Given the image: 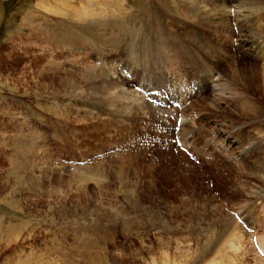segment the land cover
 Listing matches in <instances>:
<instances>
[{"label": "rangeland", "instance_id": "374dc122", "mask_svg": "<svg viewBox=\"0 0 264 264\" xmlns=\"http://www.w3.org/2000/svg\"><path fill=\"white\" fill-rule=\"evenodd\" d=\"M230 9L240 10L241 18L222 26L216 15L211 25L196 16ZM237 26L241 33L236 37ZM210 29H219L228 38L226 45L234 37L240 43L264 29V0H0V264H264L253 242L256 237L264 248V107L253 111L254 106L247 119H237L236 125L245 122L243 130L256 128L252 134H260L257 141L263 147L241 163L242 170L231 172L217 160L197 156V161L183 151L175 152L173 137L163 130L159 131L163 141L152 148L154 157L145 148L133 147L134 140L146 143L147 136L154 134L155 120L172 127L173 108L168 109L170 120L166 113H154L155 120L151 116L129 120V125L152 128H135L111 150L106 148L114 132L126 133V123L119 130L111 127L105 139L93 135L90 142L71 137V131H79L86 122L77 101L89 85L102 79L105 69L115 67L112 62L101 64L104 58L114 60V52L122 55L128 60L124 69L129 73L139 69L138 77L145 82L155 78L153 70L157 74L161 68L169 74L168 66L184 78L179 66L189 64L188 72L194 73L196 66L188 53L195 46L212 52L207 44L191 39V32ZM98 55L102 61L95 63ZM240 58L246 62L245 52ZM233 70L235 81L225 95L243 89ZM186 79L183 82L191 85L193 81ZM255 91L264 96L259 87ZM88 94L95 95L93 88ZM188 94L191 101L196 99L190 108L197 109L192 115L200 123L196 126L204 130L198 129L186 143L190 146L201 135L199 145L191 146L198 151L214 131L216 143L223 139L217 126L203 123L214 118L224 123L222 118L235 110L219 108L210 96ZM118 149L129 152L76 168L59 161L78 153L109 156ZM121 157L126 161L118 163ZM103 164L126 171L101 170ZM244 169L252 173L250 180L241 177ZM239 173L238 185L249 182L246 191L237 189L234 178ZM174 181L181 182L177 191ZM233 211L244 216L253 233ZM228 216L246 237L230 239L223 225L232 227Z\"/></svg>", "mask_w": 264, "mask_h": 264}, {"label": "bare ground", "instance_id": "6f19581e", "mask_svg": "<svg viewBox=\"0 0 264 264\" xmlns=\"http://www.w3.org/2000/svg\"><path fill=\"white\" fill-rule=\"evenodd\" d=\"M233 11H232V9H230L229 13H228V11H225V10L218 11V12H199V13H196V16H201V19L204 18L202 20L203 22H206L207 24L211 25V23L214 22L213 16L216 15L217 23H219L221 25V23L226 24V22H230L231 19H236L237 21H239L238 17L241 18V16H239V13L241 11L240 10H239V12L238 11L235 12V10H233ZM77 12L79 14H81V12H79V11H77ZM84 15L86 17H88L87 14H84ZM242 16H244V18L246 17L245 14ZM240 23H241V21H240ZM226 27H227V25H226ZM242 27H243V25H242ZM238 28H239V29H237L239 31L238 33L235 29H233L235 32L234 35H236V37L238 35H240V33H241L240 26H238ZM236 37L233 38V43H231L229 46V45H226V44H228L227 43L228 38L224 39L219 34V29H216V31H215V29H210V30H206V31H192L190 34V38L191 39H197L199 42L207 44V46H209V48H211L212 52H208L203 47H202V49H200L199 46L198 47L195 46V50L190 51L188 53L189 54L188 58L192 59L191 63H193V64L195 63L196 69H195L194 73L192 72L191 74L188 72V70L185 72V73H187V76H189L188 78H192V79H187L186 81L191 82L193 80V82H195V84L198 85L199 88H198V91L196 92L197 96H201V97L210 96L211 99H213L212 102L214 104H216V106H218L219 108H225L226 111H228V109L230 107L231 108L234 107L235 111L230 112L231 116H229V117L225 116L224 119L222 118V120H224V123L223 122L220 123V120L218 121L217 118L216 119L214 118V120H212V121H209V119H208L207 123H203L204 127H206L205 124H208L209 122H211L213 125L217 126L216 129H220V137L223 138L221 141H218V143H216L217 136H216V132L214 131L213 136L207 137L208 139L204 138L205 139L203 141L204 146L198 151H196V149L192 148L191 146L195 147V145H199L198 141L203 140V138L200 139V137H199L201 135H199L197 133L198 134V137H197L198 140L194 139L192 141L193 142L192 144L190 142V144H191L190 147L196 152L197 156H202L206 159L210 158V160L211 159L217 160L218 162L224 164L226 166L227 170L230 172L234 168L238 169V170H242L244 168V165L242 166L241 163H244L248 158L253 159L254 158L253 153L255 151H257L259 147H261V148L263 147L262 143L259 144V141H257L260 134L259 133L252 134V132L255 131V129H256L255 127H252L251 131H248V130L242 129L245 122L243 124H239V125H236V124L240 123V120L239 121L237 120L240 116L243 119H247L246 114H247L249 109L253 108L254 106H257V108H255L253 110V111H255V110H261L264 107V96L258 95L257 92L255 91L259 87L262 90V93L264 95V40L261 38V37H264V29H257L254 32V34L249 35V37H245L246 40H244L245 38H243L240 41V43L238 42ZM235 38H236V41L238 43L236 45H235V41H234ZM210 45H212V46H210ZM213 52L217 53V56H214ZM243 52H245V54H246V58H247L246 62H244V60H242L240 58V56L242 55ZM9 56H11V55H9ZM248 58H250V59L248 60ZM8 59H10V58H8ZM230 59H233V61H230ZM109 62H112L113 64H115V67H113L114 65L110 66L111 69L112 68L115 69V70L113 69L114 72H112L113 70H110L109 68H108L109 70L105 69V71L102 73V76H103L102 79H100V80L98 79V81H96L95 83L92 84L93 86L89 85V87H88L89 88L88 91L91 90V88H93L94 94L96 96L92 95V94H88V91H85L86 94L85 95L82 94L81 97L79 98V101H77V105L82 107V109L84 111L83 113L85 114L84 118L86 119L85 120L86 122L80 125L79 131L78 130L74 131V132L71 131V133L73 134L72 135L70 133L72 135L71 137L81 136V137H85V141H90L92 136L94 135L96 137H100V140L105 139L104 135L109 131V129L111 127H114L116 130H119L124 126L123 123H126L127 125H129L130 124L129 120L132 122H134V120H136V119L143 121V120H146L147 118H149L150 116H151L150 119L152 118L151 120H155L153 118L154 113H156V114L166 113L167 118L170 120L171 115L168 112V109L173 108V107L168 106V105H164V104L171 101L170 100L171 95L175 96L177 100H180L179 98H180L181 94H183V93L185 94L186 99L190 101V105L189 106L186 105L185 108L182 109L184 120H183V123L181 126V132L184 136L185 142H188L190 139H192L191 135L193 133L197 132L198 129H199V131L202 129L204 130V128L200 129L199 127L196 126V125H199L200 123L198 124V121H196L195 117L192 116L194 113H196L197 109L196 108H195V110L190 109V108L194 107V106H192V103H195V101H196V99L193 101L190 100L191 95L188 94V92L189 93L191 92L190 91V84H186L185 82H183V78L179 74H177L176 69H173L171 66H168L169 74H166V71L161 70V68H160V69H158V72H157L158 76H157L156 72L153 70V76L155 78L145 82V81H143V80H145L144 77H143V80L140 79V77L142 75H141V71L139 69H136L132 73H129V71L127 73V70H126V73H124V69L120 66V64H118L116 62L115 59L109 60V59L104 58V62L101 64L107 65ZM179 65H180V63H179ZM186 65L188 66L189 64H186ZM182 66H184V65H180L179 68ZM231 69H234L233 71L237 73L238 77H241L240 81H242L241 87L243 89H242V91L238 92L236 95H225V93L227 94L225 89L227 87L231 86L233 81H235L234 77L231 75V71H230ZM198 71H199V73H198ZM170 72L174 73V75H172ZM250 73H253V74L249 75ZM128 74H131V78L128 77ZM95 75H97L98 78L100 77V75H98V74H95ZM138 76H140V77H138ZM134 80H137L138 82H140L138 84H140L141 86L142 85H144V86L154 85V89H156L158 86L166 87L168 94H164L163 96H160V97L164 98L163 100L159 99L158 102H154V100L147 99L135 91H132L130 93L128 90V87H130V88H132V87L130 86L129 82H134ZM177 80H178V82H177ZM135 85H137V84L135 83ZM97 96H99L98 98L101 101L100 103L97 99ZM115 96L118 97L116 104H115ZM97 101H98V103H97ZM101 103L107 107L104 108V107L100 106L99 104H101ZM109 104H113L111 106H115V107H110ZM173 109L176 110V112L172 111V112L176 113V117L174 119V122L172 123V125L175 126L176 118L178 116V111H177L178 109L177 108H173ZM187 109H190V112ZM80 110H81V108H80ZM235 114L239 115V116L233 119V116ZM144 118H146V119H144ZM83 121L84 120H80L79 123L80 122L82 123ZM153 124L157 127V130L152 129V130H154V134H153V135H155L154 139L156 140V138H158L160 141L161 138H163L159 133V131H162V129H160V123L155 120L153 122ZM149 125L147 124V125H139L138 126L136 124H131L128 126V130L126 133H121V132H117V131L114 132L115 137L110 140L111 145L108 148H106V150H111L112 148H115L116 146L121 145V143H124L122 138H124L125 136L133 135L135 128H138L140 126H142L143 128L151 127ZM75 126H77V125L75 124ZM228 126H229V128L233 127V126L234 127L232 129L230 128V130H229ZM209 128H211V127H209ZM71 129H73V128H71ZM140 131H142V130H140ZM222 131H225L227 134H222L221 133ZM77 132H79V134ZM166 134H169L170 135L169 138H172L173 137L172 129L168 128V131ZM107 138H109V135L107 136ZM248 139H251L252 142L250 143L249 142L250 140H248ZM128 140H130V139H128ZM144 140H145V138H144ZM148 141L146 143H143V142L141 143V142H138L137 140H134L133 141V147H135V149L136 148H139V149L145 148L147 150V149H149L148 148ZM156 142H158V141L156 140V141H152V143H150L151 149L153 148V146L155 145ZM77 144H78V142H77ZM248 146H250L249 150L246 149ZM174 148H175V145H174ZM218 149L220 150L219 152H218ZM106 150H104V151L106 152ZM131 151H133V150H131ZM101 152H103V151H101ZM128 152L129 151L125 152L123 150L119 151V149H118V151H111L109 156H104L106 154L105 153L104 155L97 157L96 154H98L99 153L98 152V153L92 155V158H95V159L88 161L85 165L91 163L92 161L98 160V159H108L110 157H115V158L117 157L118 158L119 156H121L123 154H127ZM206 152H208L207 156H206ZM83 155H85V154H83ZM83 159H87V158L80 156V160H83ZM10 160H8V161L12 162V160L11 161ZM105 161H107V160H105ZM109 161H110V159H109ZM109 161H107V162H109ZM117 161H118V163H120V162L122 163V162L126 161V158L121 157ZM127 162H128V160H127ZM161 162L162 161H158V163H160V164H161ZM239 163L241 164V166H238ZM99 165L100 164H98V166ZM104 165L105 164H103L102 167H104ZM108 165L109 166H107V167L101 168V170L108 171V169H112V170L118 171L120 173L122 171H126V169H124L121 166L118 170L116 168L110 167V164H108ZM71 166L76 168L77 166H84V165H77V164L72 163ZM174 169H176V168H174ZM245 169H247V168H245ZM245 169H244V171H242L243 173L241 172L242 173L241 177L245 176L250 180L252 173L249 170L245 171ZM167 170H168V168H167ZM156 171L157 170H155V171L153 170V173H154L153 177L156 176L155 175ZM168 172H169V170H168ZM176 172H178V171L176 170ZM169 173H171V172H169ZM173 173H172V177H177V176L179 177L178 174H173ZM241 173L237 174L235 176L234 180H235V183L237 184V189H239L241 191H246L247 189H249V186H250L249 182H246V181H245L246 183L241 182L242 185H238V183H239L238 181L241 178V177L239 178V175ZM87 179H88V177H87ZM152 179H153V181H154V179L156 180V178H152ZM159 179H160V177H159ZM89 180H90V178H89ZM95 180H97V179H95ZM160 182L158 181L157 183H160ZM174 183H175V190L177 191L181 187L180 186L181 182H175L174 181ZM259 193L261 194V192H259ZM229 216H228V220L230 221L232 227L229 228L226 223H224L223 225H224L225 229H227L226 231L228 232V236L230 237V239L231 240H237V239L241 240V238L246 237L247 234L243 230V228L240 227L238 225V223H236L234 220H230Z\"/></svg>", "mask_w": 264, "mask_h": 264}]
</instances>
